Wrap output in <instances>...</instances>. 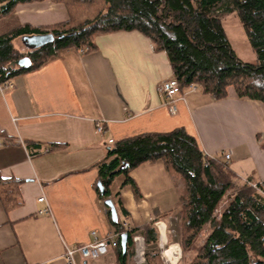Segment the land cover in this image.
<instances>
[{
	"label": "crops",
	"instance_id": "obj_1",
	"mask_svg": "<svg viewBox=\"0 0 264 264\" xmlns=\"http://www.w3.org/2000/svg\"><path fill=\"white\" fill-rule=\"evenodd\" d=\"M69 18L62 2L19 3L0 18V35L17 26H53ZM22 36L14 45L28 53ZM94 44L85 53L60 49L40 68L16 75L13 87L0 93V130L6 141L0 146V171L21 180L22 200L7 211L0 199V264H67L66 248L92 241L94 232L116 242L109 209L95 188L110 139L185 127L207 155L231 152L228 164L238 182L264 181V102L240 97L233 86L221 99L186 89L173 114L158 90L173 76L165 50L139 30L99 33ZM130 174L141 195L120 175L111 199L119 212L120 206L128 212L122 216L124 226L156 224L159 243L147 244L142 229L137 230L142 250L135 246L128 264H147L146 254L156 252V244L162 263L175 264L179 255L165 253L174 245L178 254L181 246L165 247L166 220L171 214L180 217L183 185L162 162H144ZM42 195L45 202L38 201ZM47 204L50 212L38 214ZM171 257L177 258L173 262ZM76 261L119 264L115 243L100 258Z\"/></svg>",
	"mask_w": 264,
	"mask_h": 264
},
{
	"label": "trees",
	"instance_id": "obj_2",
	"mask_svg": "<svg viewBox=\"0 0 264 264\" xmlns=\"http://www.w3.org/2000/svg\"><path fill=\"white\" fill-rule=\"evenodd\" d=\"M42 0H0V18L13 13L19 3ZM64 3L68 21L46 27L17 26L0 35V80L40 68L63 48L86 52L95 46L99 33L139 30L155 47L165 50L181 87L192 83L217 99L233 86L240 97L264 102V0H52ZM238 16L256 60L241 59L228 38L223 15ZM53 33L54 42L28 53L19 51L14 40L22 35ZM29 55L32 65L12 68L11 61ZM0 130V138L5 140ZM6 141L3 142V144ZM144 162H162L183 187L181 192L180 246L183 256L193 253L188 264H264V181L248 179L238 186L237 174L221 156L207 155L185 127L165 132H144L109 144L107 155L98 163L95 188L102 199L111 198V186L120 175L137 196L140 190L131 170ZM21 180L4 177L0 171V199L7 211L21 205ZM98 183L105 188L101 195ZM255 183L256 185H253ZM229 204L219 205L225 196ZM116 205V204H115ZM120 206V205H119ZM112 220L117 238L119 264H128L133 255L134 233L142 229L147 244L157 243L159 232L153 223L143 227L123 224L128 212ZM128 232L127 253L121 235ZM204 232V235L202 233ZM147 264H163L156 252L146 254Z\"/></svg>",
	"mask_w": 264,
	"mask_h": 264
},
{
	"label": "built area",
	"instance_id": "obj_3",
	"mask_svg": "<svg viewBox=\"0 0 264 264\" xmlns=\"http://www.w3.org/2000/svg\"><path fill=\"white\" fill-rule=\"evenodd\" d=\"M81 53H85L86 51L81 49ZM13 87V81L7 80L2 82L0 80V93H4L6 90ZM204 90L202 86L192 83L186 87H181L180 83L176 79V77L172 76L164 81H162L159 85V92L165 96L166 104L171 113L177 112V100L179 98H183V94L185 90ZM97 131L100 133L104 132V128L100 122H97ZM109 143H114L113 139L109 140ZM3 145V139L0 138V146ZM231 152H226L222 154L223 159L226 162H229L231 159ZM253 185H256L253 183ZM39 202H45V196L42 195L38 198ZM50 212V207L47 204L44 208L38 210V214H47ZM125 227L129 229L130 227L125 224ZM133 239L135 242V246L138 252L142 249V237L139 234L134 233ZM111 243H114L111 237L106 238H98L94 232V239L88 243L76 245L72 247H67L65 252V259L67 264H76L77 258H82L84 260L97 259L101 256L105 255Z\"/></svg>",
	"mask_w": 264,
	"mask_h": 264
},
{
	"label": "rangeland",
	"instance_id": "obj_4",
	"mask_svg": "<svg viewBox=\"0 0 264 264\" xmlns=\"http://www.w3.org/2000/svg\"><path fill=\"white\" fill-rule=\"evenodd\" d=\"M222 19H223V24H224L226 33L228 35V38H229V40L233 46V49L236 51L238 56L243 60L254 62L256 60V54L250 45V42L247 38V35L244 31V28H243L238 16L235 15V13H229V14H224ZM243 183H245V182H238V186L242 185ZM234 191L235 190H231L225 196V198L222 200V202L218 208L219 212L222 211L224 209V207H226L229 204L230 196L234 193ZM155 226H156V224H155ZM166 226H167L168 231H169V233H168L169 242H168V244L165 245V247L169 248L173 243H177L180 245L182 226H181L179 215L178 214H171L168 217V219L166 220ZM202 235L205 236L204 232L202 233ZM152 247L154 248L155 251H157V252L159 251L158 244H156ZM170 248L171 249H169V250L173 251L176 254V256L179 255L178 260L175 264H188V260L192 256L193 253H188L187 256H183L182 249L179 248V253L177 254V252H178L177 246L172 245ZM145 252H147V249H145ZM135 254H136V252H135ZM138 258L140 259V257H138ZM176 258L172 257L171 259L174 262V260ZM163 264H165V263H163Z\"/></svg>",
	"mask_w": 264,
	"mask_h": 264
},
{
	"label": "water",
	"instance_id": "obj_5",
	"mask_svg": "<svg viewBox=\"0 0 264 264\" xmlns=\"http://www.w3.org/2000/svg\"><path fill=\"white\" fill-rule=\"evenodd\" d=\"M56 36L53 33H37V34H26L22 36V41L26 48L31 50L39 49L49 43L54 42ZM32 59L29 55H25L19 59L11 61L9 66L12 68H28L32 65ZM101 195L105 196V188L101 183H98ZM105 205L108 207L111 213L112 220L116 221L118 218L117 208L114 201L111 198L104 199ZM129 234L124 232L121 235V245L123 254L127 253Z\"/></svg>",
	"mask_w": 264,
	"mask_h": 264
},
{
	"label": "bare ground",
	"instance_id": "obj_6",
	"mask_svg": "<svg viewBox=\"0 0 264 264\" xmlns=\"http://www.w3.org/2000/svg\"><path fill=\"white\" fill-rule=\"evenodd\" d=\"M166 255H170V254H175L173 251H170V250H167L166 251V253H165ZM175 256V255H174ZM172 258V257H171ZM176 258V257H175Z\"/></svg>",
	"mask_w": 264,
	"mask_h": 264
}]
</instances>
